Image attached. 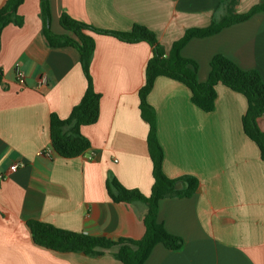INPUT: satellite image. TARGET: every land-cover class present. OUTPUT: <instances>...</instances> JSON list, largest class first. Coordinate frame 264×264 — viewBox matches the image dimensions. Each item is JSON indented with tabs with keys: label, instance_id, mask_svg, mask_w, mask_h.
Listing matches in <instances>:
<instances>
[{
	"label": "crops",
	"instance_id": "1",
	"mask_svg": "<svg viewBox=\"0 0 264 264\" xmlns=\"http://www.w3.org/2000/svg\"><path fill=\"white\" fill-rule=\"evenodd\" d=\"M261 1L238 0L236 12L246 13ZM6 2L0 0V9ZM223 2L49 0L50 29L71 35L60 24L62 14L116 32L137 24L154 32L168 53L187 29L208 27L223 15ZM19 14L24 25H9L1 34L0 264H123L109 253L89 258L43 249L33 242L27 223L114 240L143 237L145 207L113 202L106 180L112 173L125 188L151 194L149 125L141 117L139 91L152 47L91 33L100 116L81 128L91 148L66 159L52 148L50 116L67 119L81 101L87 80L80 56L72 47L49 45L41 0H25ZM181 54L197 63L200 82L207 80L216 55L256 70L264 81V11L214 36L192 39ZM17 66L26 75L23 86L16 79ZM148 102L157 114L165 175L195 176L200 189L189 198L160 201L158 221L186 245L179 252L156 245L145 264H264V161L243 130L247 99L219 85L215 110L206 113L192 103L184 84L161 77ZM257 123L264 132V117Z\"/></svg>",
	"mask_w": 264,
	"mask_h": 264
},
{
	"label": "trees",
	"instance_id": "2",
	"mask_svg": "<svg viewBox=\"0 0 264 264\" xmlns=\"http://www.w3.org/2000/svg\"><path fill=\"white\" fill-rule=\"evenodd\" d=\"M24 1L7 0L0 9V49L3 30L9 25L17 27L24 25L25 20L19 14V8ZM237 5L238 0H224L219 6L224 8L223 15L214 18L208 27L187 29L183 37L174 42L167 53L154 32L137 24L129 32H116L103 30L75 20L68 14H62L60 24L71 35H56L50 29L49 0H41L43 34L49 45L54 48L72 47L77 50L87 80L86 91L69 118L61 119L54 113L50 116L51 145L63 158L79 157L91 148L90 141L81 133V128L97 123L100 116L101 95L95 91L91 75L95 51V40L91 33L112 36L126 43L146 42L152 47V57L145 71V84L139 91V108L142 119L149 125L147 143L153 161L154 183L151 194L147 196L138 189L125 188L112 173L106 180L107 192L113 202L142 204L145 207L143 218L145 232L141 239L114 240L63 230L40 221H29L27 227L37 246L59 254L74 253L89 258H100L109 253L123 264H145L154 247L159 244L171 252H179L185 247L186 241L183 238L170 234L158 221L159 203L166 198H189L195 195L200 189V181L192 175L170 179L163 171L165 154L158 139L157 114L148 102V96L158 78H169L184 84L191 92L192 103L206 113L215 110L219 85L243 95L248 102V109L242 118L243 130L245 135L256 143L264 161V132L257 123L259 118L264 117V81L261 75L256 70L241 69L223 55H216L210 62L207 80L200 82L197 76V63L184 58L181 54L192 39L214 36L264 11V0L244 14L236 12ZM3 79L4 73L0 68V83H3ZM176 186L180 188L176 189ZM114 249L116 250L113 251Z\"/></svg>",
	"mask_w": 264,
	"mask_h": 264
},
{
	"label": "built area",
	"instance_id": "3",
	"mask_svg": "<svg viewBox=\"0 0 264 264\" xmlns=\"http://www.w3.org/2000/svg\"><path fill=\"white\" fill-rule=\"evenodd\" d=\"M15 74H16V79H17L18 83H19L21 86L25 85L26 75H25V72L21 69L20 66H17V67H16V69H15ZM46 154L49 156V155H50V152L47 151ZM16 168H17V165L15 164V165L11 166L10 169L13 171V170H15Z\"/></svg>",
	"mask_w": 264,
	"mask_h": 264
},
{
	"label": "water",
	"instance_id": "4",
	"mask_svg": "<svg viewBox=\"0 0 264 264\" xmlns=\"http://www.w3.org/2000/svg\"><path fill=\"white\" fill-rule=\"evenodd\" d=\"M180 188V186H176V189H179Z\"/></svg>",
	"mask_w": 264,
	"mask_h": 264
},
{
	"label": "rangeland",
	"instance_id": "5",
	"mask_svg": "<svg viewBox=\"0 0 264 264\" xmlns=\"http://www.w3.org/2000/svg\"><path fill=\"white\" fill-rule=\"evenodd\" d=\"M239 14H244V13H239Z\"/></svg>",
	"mask_w": 264,
	"mask_h": 264
}]
</instances>
